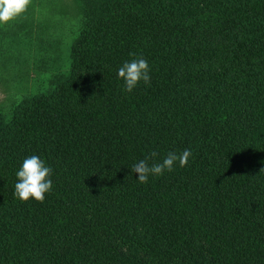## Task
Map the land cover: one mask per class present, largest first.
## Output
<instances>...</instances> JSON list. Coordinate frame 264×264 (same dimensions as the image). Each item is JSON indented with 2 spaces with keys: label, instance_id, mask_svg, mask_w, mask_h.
<instances>
[{
  "label": "trees",
  "instance_id": "trees-1",
  "mask_svg": "<svg viewBox=\"0 0 264 264\" xmlns=\"http://www.w3.org/2000/svg\"><path fill=\"white\" fill-rule=\"evenodd\" d=\"M74 4L64 76L0 110V264H264V0ZM134 56L150 82L126 92ZM184 148V167L129 172ZM32 154L43 201L13 195Z\"/></svg>",
  "mask_w": 264,
  "mask_h": 264
},
{
  "label": "rangeland",
  "instance_id": "rangeland-1",
  "mask_svg": "<svg viewBox=\"0 0 264 264\" xmlns=\"http://www.w3.org/2000/svg\"><path fill=\"white\" fill-rule=\"evenodd\" d=\"M77 8L74 0H29L22 14L0 25V110L64 76L81 22Z\"/></svg>",
  "mask_w": 264,
  "mask_h": 264
},
{
  "label": "clouds",
  "instance_id": "clouds-1",
  "mask_svg": "<svg viewBox=\"0 0 264 264\" xmlns=\"http://www.w3.org/2000/svg\"><path fill=\"white\" fill-rule=\"evenodd\" d=\"M29 4V0H0V25H3L16 16L22 14ZM148 61L142 57L134 56L132 59L124 60L116 69L118 79L123 81V89L131 92L138 84L143 81L145 84L150 82ZM153 157L155 153L151 154ZM191 156L188 148L180 152L170 151L157 161L149 163V158L145 157L135 161L129 172L135 173V180L140 184L149 181V177L163 174L166 170L172 171L174 167H184ZM52 169L46 161L36 155H28L23 158L15 170V183L13 195L21 201L32 198L36 201H43L45 194L52 190L53 182L51 179Z\"/></svg>",
  "mask_w": 264,
  "mask_h": 264
}]
</instances>
